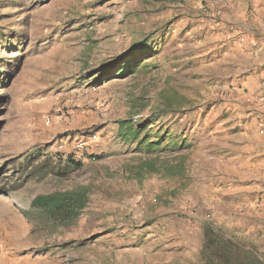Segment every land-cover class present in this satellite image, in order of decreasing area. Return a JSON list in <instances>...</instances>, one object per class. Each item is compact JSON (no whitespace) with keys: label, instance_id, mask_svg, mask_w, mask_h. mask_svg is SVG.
Segmentation results:
<instances>
[{"label":"rangeland","instance_id":"obj_1","mask_svg":"<svg viewBox=\"0 0 264 264\" xmlns=\"http://www.w3.org/2000/svg\"><path fill=\"white\" fill-rule=\"evenodd\" d=\"M77 186V221L26 217ZM206 227L264 264V0H0V264H206Z\"/></svg>","mask_w":264,"mask_h":264},{"label":"trees","instance_id":"obj_2","mask_svg":"<svg viewBox=\"0 0 264 264\" xmlns=\"http://www.w3.org/2000/svg\"><path fill=\"white\" fill-rule=\"evenodd\" d=\"M155 3L177 2L181 0H146ZM146 45L139 44L140 47ZM119 138L121 140H139L141 133L147 130L149 124L143 123L132 126L131 121H119ZM165 138L163 136H156L154 141L149 139V135L140 139L138 143V150L148 151V153L158 152L164 147H177L174 143L164 145ZM182 150V148H179ZM79 156L75 154H67L61 157L59 165H55L50 160L39 161L35 160L36 167L33 171V176L38 178H46L50 175L56 176L58 179L67 178L73 172L83 168V164L79 161ZM146 170L150 173H158L155 164L149 163L146 165ZM175 176V171L171 173ZM89 198V190L84 186H77L69 191H59L48 195L36 197L31 205V210L25 215L29 219L36 222L41 220L47 221L53 226H65L77 221L86 209ZM205 248L204 258L206 264H247L250 259L236 256L231 249H229L226 241L222 240L219 235L206 227L204 232ZM248 260V261H246Z\"/></svg>","mask_w":264,"mask_h":264}]
</instances>
